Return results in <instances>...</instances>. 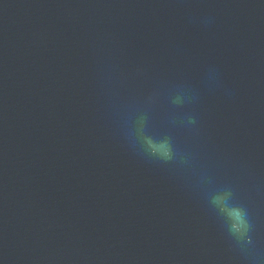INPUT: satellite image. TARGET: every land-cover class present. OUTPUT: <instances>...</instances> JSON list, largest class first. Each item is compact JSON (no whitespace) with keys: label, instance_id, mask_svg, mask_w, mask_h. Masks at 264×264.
<instances>
[{"label":"clouds","instance_id":"9594fccd","mask_svg":"<svg viewBox=\"0 0 264 264\" xmlns=\"http://www.w3.org/2000/svg\"><path fill=\"white\" fill-rule=\"evenodd\" d=\"M208 22L205 21V23ZM208 81L210 84L220 86L215 70H209ZM157 95L155 92L149 95L146 103H155ZM196 99L197 96L190 87L180 85L171 97V102L183 107ZM112 107L118 117L120 134L128 148L145 161L181 172L192 187L204 197L209 209L215 214L230 247L242 257L245 264H264V255L249 247L254 245L255 225L249 209L236 200L233 187L224 185L210 190L213 178L199 164L196 155L181 148L170 134L154 135L150 130L147 108L137 105L134 99H122L118 93L113 92ZM173 123H176L175 119ZM179 123L189 131H198L197 118L192 114H186Z\"/></svg>","mask_w":264,"mask_h":264}]
</instances>
